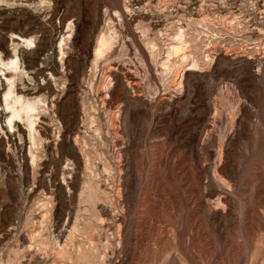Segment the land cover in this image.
Returning a JSON list of instances; mask_svg holds the SVG:
<instances>
[{"label":"rangeland","instance_id":"rangeland-1","mask_svg":"<svg viewBox=\"0 0 264 264\" xmlns=\"http://www.w3.org/2000/svg\"><path fill=\"white\" fill-rule=\"evenodd\" d=\"M0 264H264V0H0Z\"/></svg>","mask_w":264,"mask_h":264},{"label":"bare ground","instance_id":"bare-ground-1","mask_svg":"<svg viewBox=\"0 0 264 264\" xmlns=\"http://www.w3.org/2000/svg\"><path fill=\"white\" fill-rule=\"evenodd\" d=\"M33 33V32H32ZM58 34V33H57ZM23 40H25V42H26V44L27 45H30L31 44V42H32V40H29V39H24V38H22ZM104 40H102L101 41V43H100V45L101 46H103V47H105L106 45L104 44L105 43V41L103 42ZM99 50V53L101 52V48L100 49H98ZM96 52H98V51H96ZM10 53V52H9ZM97 54V53H96ZM101 54V53H100ZM97 55H99V54H97ZM7 59L8 60H10V62H14L15 60H18L19 59V57H18V55H15V54H13V53H10V55L7 57ZM35 73V72H34ZM42 75V74H41ZM8 95H9V93H8ZM21 110L22 111H24V112H26V113H28L29 111H31V109L30 108H26V107H24V106H22L21 107ZM59 162V161H58Z\"/></svg>","mask_w":264,"mask_h":264}]
</instances>
